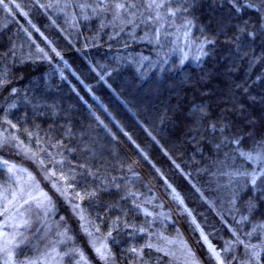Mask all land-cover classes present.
Listing matches in <instances>:
<instances>
[{
    "label": "trees",
    "instance_id": "trees-1",
    "mask_svg": "<svg viewBox=\"0 0 264 264\" xmlns=\"http://www.w3.org/2000/svg\"><path fill=\"white\" fill-rule=\"evenodd\" d=\"M50 1L5 0L8 8L0 6V113L57 173V181L63 173L73 196L86 189L97 191L91 200L74 198L100 227L117 264H133L136 258L127 249L142 246L148 233L155 243L156 234L164 231L159 213L169 211L161 201V195L171 194L167 184L192 212L189 216L183 211L180 217L204 260L216 264L192 221L195 218L216 247L221 237L214 234L217 229L224 239H233L221 224L229 222L225 205H217L215 212L207 193L210 188L226 198L232 192L215 173L224 154L237 148L222 143L224 137L231 140L249 130L264 133V31L259 14L254 9L237 12L228 0H186L188 10L174 18L181 26L192 22L182 27L203 55L174 59L146 73L124 58L128 53L151 54V46L131 42L125 34L111 37L99 18L81 17L76 4L84 0H68V6L60 8H48ZM69 10L75 11L74 19ZM240 26L255 37L238 31ZM247 143L246 137L241 147ZM89 170L93 175H86ZM129 190L137 195L128 196ZM260 195L250 188L235 192L233 211L247 217L241 218L246 231H264L257 227L264 224ZM251 197L256 207L250 209ZM133 200L153 216L145 217ZM117 216L146 233L125 229L123 222L113 229ZM109 229L112 237H107ZM173 229L172 224L164 235ZM254 242L264 243V236ZM145 260L175 264L149 249Z\"/></svg>",
    "mask_w": 264,
    "mask_h": 264
},
{
    "label": "snow or ice",
    "instance_id": "snow-or-ice-1",
    "mask_svg": "<svg viewBox=\"0 0 264 264\" xmlns=\"http://www.w3.org/2000/svg\"><path fill=\"white\" fill-rule=\"evenodd\" d=\"M185 3L186 0H91V2H89V0H84L83 3H77L76 6L80 9L81 15L84 19L99 18L101 28L105 26L104 20L108 19L109 16L111 17L110 23L113 26L120 27L121 30H123V28L127 25H132L137 28L140 27V25H158L159 27L157 28L156 32L153 33V35L158 40L160 36L159 29L169 22V18L177 17L179 13L188 10L185 7ZM228 3H230L237 12H241L244 9H254L260 16V30L264 31V0H228ZM0 6H3L5 9L8 8V4L5 2V0H0ZM62 6L67 7L68 0H55V3L49 2L47 4L48 8H60ZM16 7L18 8L19 5H16ZM41 7L45 6L41 5ZM87 9H91L92 16L87 14ZM25 15L27 14L25 13ZM191 24L192 22L190 20H186L183 26L187 28L191 26ZM246 24L247 22L245 21V25ZM33 27L35 26L33 25ZM37 31L39 30L37 29ZM238 31L247 32V35L253 38L256 34L252 31H248L245 26H240ZM236 39L239 40V37H236ZM38 51L43 52V49H38ZM53 51H55V49H53ZM57 55H59V53H57ZM249 123L252 122L249 121ZM11 126L12 128H16L15 124H12ZM211 127L214 131L216 130L215 124H213ZM219 131L223 132L224 128L221 127ZM246 137L248 138V143L244 147H241V141H244ZM222 143H229L237 146L235 155L226 152L224 154V159L219 161V175L227 177V183L223 186L232 187L234 193L237 191V189L250 188L252 192L261 193L259 199L264 200V133L256 135L252 130H249L242 134H234V139L231 140H228L227 137H224ZM7 146L19 148L21 152L29 159H33L34 161L37 159V153L32 152L31 149L25 146L23 141L19 140L17 136L11 134L4 135L3 133H0V150ZM216 147L219 149L220 144H217ZM245 148H247V150H245ZM236 156L242 158L243 162L253 165V167H244L243 164L239 167H233ZM39 163L43 165L44 161L39 160ZM58 163H63V161H58ZM0 167L6 169L9 180L14 182L17 186L15 189H12L11 192H9L10 185L6 186L5 184H0V203L4 204L3 210H0V216L8 213L10 207L15 206L18 201H22V203L19 205V208H23L25 205L35 204L37 209L43 210L50 206L51 198L48 197L47 193L39 190L38 184H36L35 181V177L30 172H28L26 168L18 166L15 163H10L2 156H0ZM157 171H159V169H157ZM18 173H26L27 179L19 176ZM56 175L57 173L55 171H50L46 174V178L51 179ZM86 175L93 174L89 170ZM58 180H65L62 172L58 177ZM165 183H167V181H165ZM26 185H29L31 190H29V187H26ZM52 186L56 188V191L60 192L61 195H66V187L63 191H61V188L57 187L55 183ZM115 187L119 189L120 186L115 185ZM167 187L171 189L172 198L177 202V204L183 206L184 212H186L189 216H192V212L184 205V200L180 193L171 184H167ZM193 187H195V185H193ZM196 190L198 192L200 191L199 189ZM34 191H39L40 194L34 195ZM9 195H11V199H9ZM96 195V190L86 189L83 193L76 192L74 197L83 201L85 199L91 200L95 198ZM136 195L137 194L135 192L129 190L128 196L135 197ZM201 195H203V193H201ZM128 196H123L121 198L127 199ZM254 199L255 197H251L247 200L250 209L256 207V204L253 202ZM132 204L133 207L142 212L145 217L153 216L151 211L143 207L141 203L136 202V200H133ZM19 208H17V211H19ZM73 208L80 209L78 216L80 220L85 221L81 227L84 234L90 238L89 243L96 257L100 261H103L104 264H110L114 257L111 249L108 246L107 239H100L98 243L97 238L95 237V234L100 232V227L95 225L94 221L86 219L80 204H74ZM10 218L13 220L16 219L15 216ZM244 219L247 220V217H244ZM118 222H123L125 229L133 228L135 232L140 234H145L147 231L143 227L134 228V226L127 221H121L119 216H117L116 219L112 221L113 229L118 230ZM192 222L196 224L195 218H193ZM89 225H92V228H90ZM14 226L27 228L29 226V221L26 219H21ZM257 227L264 230V224H259ZM93 228L94 231L92 230ZM196 228L200 230L201 239L207 245L208 252L216 261V264H226V260L224 257H222L221 252L209 242L208 236L204 233L203 229L200 228L199 224H196ZM254 234H256L255 229L253 232H248L244 235L247 237H252ZM19 235L23 236L24 234L20 233ZM60 235L66 236L68 240L72 239L71 236H67V230L60 233ZM147 235L148 239L142 244V246L131 247L127 249V251L136 258V260L133 261V264H137V262H140V264H148V261L145 260V249L163 253V255L170 256L173 259L175 258V253L171 251L169 246L176 245V239L169 238L163 233H159L156 234L157 242L154 243L151 239L153 234L148 233ZM233 235L236 236V233L234 232ZM112 236L113 230H107V237ZM258 236H264V231L259 233ZM237 241L240 245H243L244 256L248 257L247 259H243L241 264H261V251H264V243H245V241L240 239L239 236H237ZM24 243H26L25 240H17V234L14 233L9 235L7 232L0 230V257L3 258V264H17V261L15 260V250L20 248ZM57 243L63 244L66 243V241L59 240L52 242L51 252L47 253L43 257L19 261V264H41V260H43V264H63L65 257L71 258L69 260V264H90L83 250L79 247H72L64 250L61 253L56 247ZM179 244L181 246V252L184 253L183 264H200L199 260L195 256V253L186 246V241L180 240ZM49 257L51 259H49ZM76 257H79V259H75ZM235 259L236 257L234 255L227 257V264H233Z\"/></svg>",
    "mask_w": 264,
    "mask_h": 264
},
{
    "label": "rangeland",
    "instance_id": "rangeland-1",
    "mask_svg": "<svg viewBox=\"0 0 264 264\" xmlns=\"http://www.w3.org/2000/svg\"><path fill=\"white\" fill-rule=\"evenodd\" d=\"M54 1L55 0L50 2L55 3ZM66 13L69 14V16L72 19L75 18L74 10L66 11ZM89 13L92 14L91 9H87V14ZM81 17L83 16L81 15ZM110 20H111L110 16L108 17V19L104 20L105 26L103 27V31L109 30V32L111 33L110 34L111 37L115 38V37H119V35L121 34H125L126 36L131 37L130 39L131 42L137 43L139 45L143 44L152 47L153 52L151 54H145L143 52L133 53V54L128 53L127 54L128 57L124 58V60L127 63H132L136 65L139 70L144 69L146 73L147 71L155 69L156 66L168 64L172 62L174 59H177L179 60V62H181L188 59L194 60L203 55L201 47L191 42L188 33L185 30H183L182 27L183 25L181 26V24L179 23V21L176 20V18H169V22L159 29L160 36L158 40L153 35V33L156 32L157 28L159 27L158 25L156 26L140 25V27L138 28L132 25H127L123 28V30H121L120 27L113 26L110 23ZM29 26H31L30 23ZM32 28L34 31L35 30L37 31L36 27H32ZM140 32L141 34H139ZM40 53L42 52L40 51ZM57 57L60 58L59 55H57ZM1 109H2V104L0 106V110ZM6 121L9 122L8 119L6 118V115L0 113V133H3L4 135L11 134L17 136L16 129L12 128L11 126L12 124L7 123ZM24 145L30 148L27 144ZM235 150L231 151L230 154L235 155ZM31 151L37 153V159L35 161L33 159H29L28 157H26L21 152V150L16 147L7 146L2 150H0V156H2L4 159L8 160L10 163H15L18 166H22L23 168H26L28 172H30L35 177V181L36 184H38L39 190L43 191L44 193H47L48 197L51 198L50 206L43 210L37 209L35 207V204L25 205L23 208H19V205L20 203H22V201H18L15 206L10 207L8 213H6L3 216H0V230H2L3 232H7L9 235L15 233L17 234V240L26 241V243L22 244L20 248L15 250V260L17 261V264H19V261L22 260L35 259L38 257L45 256L47 253L51 252L52 242H56L59 240L66 241V243L63 244L60 243L56 244L57 249L61 253L66 249L72 247H79L80 249L83 250L90 264H104L103 261H100L96 257L89 243L90 238L87 237L83 232L81 225L84 224L85 221L80 220L78 216L80 209L73 208V205L79 204V202L74 198L71 190L66 185V181L65 180L57 181L54 178V176L51 179L46 178V174L50 171H53L52 168H48L46 166L43 157L41 155H38L39 153L37 151H34L32 149ZM39 160H43L44 164L41 165L39 163ZM242 164L244 167H248V168L253 167V165L243 162L242 158L236 156L235 164L233 165V167H239ZM219 168L220 167L217 168L215 173L218 176V180L222 183V185H224L227 183V177H223L219 175V171H218ZM139 172H141V170H139ZM18 175L23 177L24 179H27L26 173H18ZM212 177L213 176H209L208 180H211ZM54 183L57 185V187L61 188V191H63L64 188L66 187L67 188L66 195H61L60 192H57L56 188L52 186ZM0 184H5L6 186L10 185L9 192H11L12 189H15L17 187L14 182L9 180L8 173L6 169H4L3 167H0ZM26 187H29V190H31V187L29 185H26ZM153 189L156 188L153 187ZM204 189H205L204 191H206L207 187ZM230 190L232 192L229 197L225 195L226 198L224 196H220V194H217L215 191L210 190V188L208 189L207 194L210 202L212 201L211 203H213V208L214 210H216L215 212L218 213L217 205L219 204L225 205V209L223 212L227 211L225 217L227 218V220H229V222H225L222 219V217L220 215L219 216L223 220L221 221V224H223L224 227L227 228L231 236H233V239H228V240L224 239L221 235L222 230L217 229L216 230L217 232H214V234L220 233V236L222 237V238L221 237L216 238L219 239L218 247H216L212 243L209 237L208 240L218 251L221 252L222 257H224L226 260V264H227V257L233 255L236 257V259L233 261V264H241V261L243 259H247L248 257L244 256L243 245H240L238 243L237 236H239L240 239H243L245 243L255 244L254 241L256 240V237H258L259 232L257 229H255L256 234H254L252 237H247L244 235L245 233L253 232L254 229L252 228L250 229V231H246V228L241 226L242 217L240 218L236 210L233 211L234 210L233 207L236 202L235 193L233 192L232 187H230ZM33 194L39 195L40 192L34 191ZM161 196H162L161 201L163 202L162 205L163 206L165 205V207L169 211H164V212L160 211L159 213L161 219H165V222H162L164 224V231L159 233L165 234V231L173 224L174 225L173 234L166 236L177 240L176 245L169 246L171 251L175 253V258L173 259L170 256L168 257L174 260L175 264H183L184 253L181 252V246L179 244V241L183 240L186 241V246L190 248L192 252L195 253V256L199 260L200 264H207L202 254L200 253L198 247L196 246V242L192 239L190 233L188 232L187 228L185 227V225L181 220L180 215L184 211L183 206L178 205L177 202L172 198V191L171 194L169 195V198L163 195ZM9 199H11V195H9ZM3 207L4 204L0 203V210H3ZM17 208H19V211H17ZM81 209H83L86 219L89 220L86 210L82 206ZM12 216H15L16 219L15 220L11 219L10 217ZM21 219H26L29 221V226L27 228L14 226ZM89 227L92 228V225H89ZM65 230H67V236L72 237L71 240H68L66 236L60 235V233H62ZM92 230L94 231V228ZM197 231L200 234V230L197 229ZM234 232L236 233V236L233 235ZM20 233H23L24 235L21 236L19 235ZM95 237L97 238L98 243L100 239H104L99 233H96ZM202 243L207 249V245L204 243L203 240ZM49 259L51 258L49 257ZM70 259L71 258L69 257H65L63 260V264H69ZM75 259H79V257H76ZM0 264H3L2 257H0ZM41 264H43V260H41ZM110 264H117V263L113 259L110 262Z\"/></svg>",
    "mask_w": 264,
    "mask_h": 264
}]
</instances>
